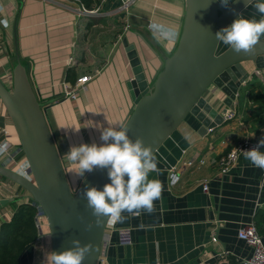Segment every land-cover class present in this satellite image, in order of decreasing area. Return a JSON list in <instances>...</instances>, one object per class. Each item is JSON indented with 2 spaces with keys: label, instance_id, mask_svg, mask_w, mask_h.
I'll list each match as a JSON object with an SVG mask.
<instances>
[{
  "label": "crops",
  "instance_id": "1",
  "mask_svg": "<svg viewBox=\"0 0 264 264\" xmlns=\"http://www.w3.org/2000/svg\"><path fill=\"white\" fill-rule=\"evenodd\" d=\"M184 5V0H137L125 12L117 0H101L87 10L97 12L88 14L78 0H0V79L10 85L17 58L27 68L73 189L84 177H76L67 161L70 146L103 144L101 132L108 127L120 130L134 107L127 89L134 75L123 41L134 47L150 81L160 59L176 47ZM151 23L174 29L178 38L158 42L149 30ZM243 66L249 78L234 100L215 86L203 96L209 112L221 116L222 123L204 132L199 118L189 114L154 154L158 171L150 172L148 179L162 185L155 210L139 216L122 212V222L109 221L99 264H240L251 255L238 231L264 209V169L253 167L243 155L224 174L218 163L237 142H258L264 136V75L255 71L258 78H251L253 65ZM82 76L91 77L86 89L76 100L65 99V86ZM199 113L212 121L203 107ZM2 143L8 144L10 154L20 148L0 100ZM15 160L17 165L0 157V166L17 171L24 157L18 153ZM188 160H204L205 165L185 168L182 163ZM175 166L178 180L172 182ZM204 180L207 192L202 190ZM28 198L21 187L0 176V227L11 221L12 204ZM47 234L43 226L42 236L24 251L20 264L45 261L50 252ZM123 234L128 244L121 241ZM223 251L229 255H220Z\"/></svg>",
  "mask_w": 264,
  "mask_h": 264
},
{
  "label": "water",
  "instance_id": "2",
  "mask_svg": "<svg viewBox=\"0 0 264 264\" xmlns=\"http://www.w3.org/2000/svg\"><path fill=\"white\" fill-rule=\"evenodd\" d=\"M184 16L174 51L160 59V66L147 81L138 54L133 46L126 47L134 78L127 83L134 105L120 130L127 129L130 139H142L154 155L189 114L202 122L203 131L222 123L205 105L204 94L211 86L234 100L238 88L249 78L243 64L254 67L264 75V37L250 53L236 54L215 39V33L229 26L239 15L259 20L262 15L244 0H184ZM0 100L12 123L20 149L31 174V180L9 168L0 166V176L17 184L28 193L33 207L45 217L49 230L50 252L57 253L73 247L72 241L91 244L94 250L82 264H99L104 251V235L110 218L99 225L91 210L86 207L83 195L87 187L102 190L110 183L107 168H95L86 173L78 187L70 186L45 109L41 106L28 76L27 68L17 58L11 69L10 85L0 79ZM227 106H230L228 104ZM212 121L199 113L201 108ZM231 108V106H230ZM127 180V176H125ZM87 229V230H86Z\"/></svg>",
  "mask_w": 264,
  "mask_h": 264
},
{
  "label": "clouds",
  "instance_id": "3",
  "mask_svg": "<svg viewBox=\"0 0 264 264\" xmlns=\"http://www.w3.org/2000/svg\"><path fill=\"white\" fill-rule=\"evenodd\" d=\"M236 2V0H233ZM222 6H228V0H220ZM245 7L251 5L256 12L264 14V0H244ZM149 30L158 42H172L178 38V32L163 24L151 23ZM217 42L226 45L236 54L250 53L254 46L264 37V15L259 20L237 18L226 27L215 33ZM80 128L74 129L79 132ZM101 145L80 144L70 146L65 154L67 161L74 166L75 176L83 178L85 173H91L95 168H107L110 183L102 190L87 187L83 195L86 207L96 218L99 225L101 219L110 218V223L122 222V212L139 216L141 211L151 214L154 212V201L160 199L162 185L158 180H149L150 172H157V162L150 147L145 146L142 139L132 140L127 129L117 130L108 127L101 132ZM110 141V142H109ZM264 136L257 145L249 150L240 151L244 159L253 167L264 169ZM8 150V144H0V155ZM127 176V180L125 179ZM87 230V229H86ZM73 247L59 253L52 251L45 256L44 264H82L94 246L81 245L79 240L72 241Z\"/></svg>",
  "mask_w": 264,
  "mask_h": 264
},
{
  "label": "built area",
  "instance_id": "4",
  "mask_svg": "<svg viewBox=\"0 0 264 264\" xmlns=\"http://www.w3.org/2000/svg\"><path fill=\"white\" fill-rule=\"evenodd\" d=\"M119 4V8L121 11H128L131 6L137 1V0H117ZM79 3V1H78ZM80 4V3H79ZM81 5V4H80ZM82 6V5H81ZM82 11L88 14H95L97 10H92V11H87L83 6H82ZM91 77L90 76H82L78 78L73 85H68L65 86V90L63 93V96L65 99L68 100H76L81 92H83L86 89L87 84L90 82ZM233 114L227 115V119H230ZM208 131H211L209 129ZM3 144V143H2ZM257 145L256 141H250V140H243L240 142H237L227 154L222 156L218 163L220 166V173L224 174L228 172L236 163L238 156L243 155L242 152L244 150H249ZM240 150V151H237ZM21 153V149L18 148L15 153L10 154L9 151L4 155H0V157H5V160L7 163H11L14 165H17V161L15 160V156ZM185 168H192L196 166L197 168H202L205 165L204 160H199L197 162H194L192 160H188L182 163ZM5 167V166H3ZM20 167V168H19ZM18 170L16 172L22 174L23 176L27 177L28 179L31 180V174L29 172L28 166L25 162V159L23 161V165L19 166ZM8 168V167H7ZM177 167H173L170 170V180L172 182H176L178 180L177 176ZM202 190L203 192L208 191V186L207 182L204 180L202 183ZM24 203H29L31 205V200L28 198ZM32 206V205H31ZM36 210V217H35V227L38 230L39 233V238L42 236L43 233V226L46 225V220L45 217L42 215V213L39 211L38 207H34ZM238 238L240 240H243L250 248H251V255L241 261L240 264H264V243L262 237L258 234L256 225L254 222H250L246 226H243L239 231H238ZM214 241H216L215 238H213ZM121 241L124 244H128V236L126 234H123ZM220 255L222 256H228L227 251H223Z\"/></svg>",
  "mask_w": 264,
  "mask_h": 264
},
{
  "label": "trees",
  "instance_id": "5",
  "mask_svg": "<svg viewBox=\"0 0 264 264\" xmlns=\"http://www.w3.org/2000/svg\"><path fill=\"white\" fill-rule=\"evenodd\" d=\"M86 9L90 10L101 0H78ZM21 156L23 153L21 151ZM12 218L9 223L0 227V264H20L21 255L39 238L35 227L36 210L29 203L12 204ZM258 234L264 237V209L258 210L254 216ZM46 229L49 234L48 227Z\"/></svg>",
  "mask_w": 264,
  "mask_h": 264
},
{
  "label": "rangeland",
  "instance_id": "6",
  "mask_svg": "<svg viewBox=\"0 0 264 264\" xmlns=\"http://www.w3.org/2000/svg\"><path fill=\"white\" fill-rule=\"evenodd\" d=\"M73 189V188H72ZM75 190V189H74ZM47 236H48V239H47V241L48 242H50V237H49V234H47ZM42 264H44V262H42Z\"/></svg>",
  "mask_w": 264,
  "mask_h": 264
}]
</instances>
